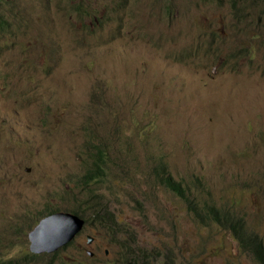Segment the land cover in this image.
I'll return each mask as SVG.
<instances>
[{"label":"rangeland","instance_id":"1","mask_svg":"<svg viewBox=\"0 0 264 264\" xmlns=\"http://www.w3.org/2000/svg\"><path fill=\"white\" fill-rule=\"evenodd\" d=\"M246 1L5 0L0 260L47 264L26 258L28 233L66 210L87 223L54 258L129 264L115 242L128 238L137 264H258L154 174L264 242V15ZM98 150L106 174L89 189ZM108 213L117 234L98 220Z\"/></svg>","mask_w":264,"mask_h":264},{"label":"trees","instance_id":"2","mask_svg":"<svg viewBox=\"0 0 264 264\" xmlns=\"http://www.w3.org/2000/svg\"><path fill=\"white\" fill-rule=\"evenodd\" d=\"M241 2L247 3L246 0H232V8L235 7L236 4ZM5 0H0V28L4 24L9 23V19L4 15V11H2V7L4 6ZM251 9L255 12L257 18L259 19L264 15V0H251ZM251 23L254 25L257 24V21L254 19L251 20ZM264 43V42H263ZM247 52H250L246 49ZM106 155L101 150H98L94 156L92 157L93 167L89 169V173L87 176L89 179L94 180L97 176H102L104 174V169H102V164L104 163ZM155 177L157 181L182 197L183 201L187 204V209L193 214V216L198 220H203L204 216L217 215L214 219L216 223L223 226L226 229H229L232 236L238 241L241 249L248 253H251V257L258 263L264 264V242L262 237H260L257 233L253 231H248L246 228L243 231H239L236 227L243 225V221L240 220L239 217H230L228 213L220 212L213 208L210 204V201L204 198H199V204L193 202L189 197L188 187L183 184L181 181H177L171 175H169L163 167L159 166L154 170ZM203 213V214H202ZM100 223L104 226L107 232L118 233L120 230L118 229V224L115 219L112 217V214H107L106 216L100 217ZM78 261V260H76ZM74 261L72 264H84L82 262ZM0 264H21L20 262L16 263H6L0 262Z\"/></svg>","mask_w":264,"mask_h":264},{"label":"water","instance_id":"3","mask_svg":"<svg viewBox=\"0 0 264 264\" xmlns=\"http://www.w3.org/2000/svg\"><path fill=\"white\" fill-rule=\"evenodd\" d=\"M82 226L83 220L73 214L61 212L50 215L31 232V249L37 253L51 252L72 240Z\"/></svg>","mask_w":264,"mask_h":264},{"label":"clouds","instance_id":"4","mask_svg":"<svg viewBox=\"0 0 264 264\" xmlns=\"http://www.w3.org/2000/svg\"><path fill=\"white\" fill-rule=\"evenodd\" d=\"M91 159V167L90 168H88V170H87V174L89 173V169H91L92 167H93V164H92V158H90ZM107 165V164H106ZM157 167H159V166H157ZM156 167V168H157ZM155 168V169H156ZM27 170H30V168H28ZM114 172H115V169H114ZM115 173H117V172H115ZM106 173H104L103 175H102V177L105 175ZM153 176H154V174L153 173H151ZM100 177L101 176H97L94 180H91V179H89V177L87 176V179H86V181H85V184H84V186H89V189H91L93 186H94V184H95V182H97L98 180H100ZM174 178V177H173ZM175 179V178H174ZM177 181H179V180H177ZM187 187H188V193H189V186L187 185V184H185ZM167 189V188H166ZM168 190V189H167ZM170 191V190H169ZM172 192V191H171ZM173 193V192H172ZM173 194H175V193H173ZM177 197H179V198H181L182 199V197H180V196H178L177 194H175ZM201 198V197H200ZM94 199H96V198H94ZM183 200V199H182ZM186 206H187V204H186ZM189 211V210H188ZM70 213V214H73V215H75V216H78L80 219H82L83 220V226H82V228L79 230V232L76 234V236L72 239V240H70L69 242H67V243H65V244H63V245H61V246H59L57 249H55V250H53V251H51V252H42V253H37V252H34V251H32V249H31V244H32V241H31V239H30V234H31V232L32 231H34L35 229H36V227L41 223V221L43 220V219H45L46 217H48V216H50V215H53V214H56V213ZM189 213H191L190 211H189ZM108 214H111V213H108ZM192 214V213H191ZM101 216H103V215H100L99 216V218H98V220H99V222H100V217ZM192 216H193V214H192ZM194 217V216H193ZM195 218V217H194ZM196 219V218H195ZM197 220V219H196ZM198 221V220H197ZM199 222V221H198ZM86 219L85 218H83V217H81L80 215H79V213H77V212H72V211H66V210H57V211H55V212H50V213H48V214H46L44 217H42V218H40V220H39V222L29 231V233H28V239H29V250L30 251H27L26 253H25V255H26V258L27 259H30L31 258V256H30V252L31 253H33V254H39V255H41V257H44V258H46L47 260H46V262H47V264H72L74 261H76V260H64V258H60V259H58V257H56V258H54V256H56V252L57 251H59V250H61V249H63V248H65L67 245H69V244H71L73 241H74V239L79 235V233L84 229V227H85V225H86ZM218 224V223H217ZM221 226V225H220ZM223 227V226H222ZM239 231H243L246 227H245V225L243 224V225H241V226H238V227H236ZM120 231H121V227H119L118 228ZM247 229V228H246ZM229 230V229H228ZM248 230V229H247ZM230 231V230H229ZM248 231H250V230H248ZM251 231H253L252 229H251ZM107 232V231H106ZM231 232V231H230ZM111 233H113V232H111ZM113 234H115V233H113ZM117 234V233H116ZM232 234V233H231ZM122 235V234H121ZM233 235V234H232ZM63 237V236H62ZM88 237H90L91 238V242H89L88 243ZM92 241H93V237H91V236H89V235H87V237H86V243L89 245V244H91L92 243ZM64 242V241H63ZM116 243H118V245L120 246V252L123 254V252H124V249H123V247H125V246H127V247H129L130 249H129V251L127 252V254H126V257H125V259L124 260H127L128 262H129V264H137V262H136V258H135V254H137V250H139V247H134V246H132V244H131V241L128 239V238H126V239H124V240H117V241H115ZM238 242V241H237ZM239 244V243H238ZM107 252V251H106ZM55 253V254H54ZM50 254H53V255H50ZM87 256L89 257V256H93V252L92 251H87ZM84 258V257H83ZM85 259V258H84ZM20 260L17 258V259H13V260H7V261H5V260H0V262H6V263H16V262H19ZM80 262H82V263H84L83 261H81V260H79ZM79 261H76V262H79ZM22 264V263H21Z\"/></svg>","mask_w":264,"mask_h":264}]
</instances>
